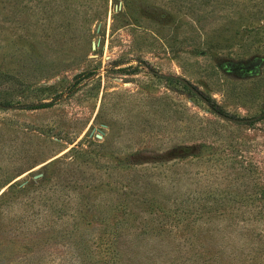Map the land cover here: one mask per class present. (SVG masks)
<instances>
[{"label": "rangeland", "instance_id": "374dc122", "mask_svg": "<svg viewBox=\"0 0 264 264\" xmlns=\"http://www.w3.org/2000/svg\"><path fill=\"white\" fill-rule=\"evenodd\" d=\"M0 103V264H264V0H0Z\"/></svg>", "mask_w": 264, "mask_h": 264}, {"label": "water", "instance_id": "95a60500", "mask_svg": "<svg viewBox=\"0 0 264 264\" xmlns=\"http://www.w3.org/2000/svg\"><path fill=\"white\" fill-rule=\"evenodd\" d=\"M175 78L177 80H179L180 82H182L192 92H194L205 104H207L209 106L210 110L213 113L217 114L220 118H222L224 120H227L229 122H232V123H240V124L249 123V122L252 121L251 119L250 120H247V119H236V118H232L230 116H227L225 114H222L221 112L217 111L212 106H210L209 101L202 94H200L197 90H195L194 87H192L187 80H185L183 78H180V77H175ZM19 108H20L19 106H9V105H4V104L0 103V110H16V109H19Z\"/></svg>", "mask_w": 264, "mask_h": 264}, {"label": "trees", "instance_id": "16d2710c", "mask_svg": "<svg viewBox=\"0 0 264 264\" xmlns=\"http://www.w3.org/2000/svg\"><path fill=\"white\" fill-rule=\"evenodd\" d=\"M50 106V104H42V105H40V106H38L39 108H47V107H49Z\"/></svg>", "mask_w": 264, "mask_h": 264}]
</instances>
